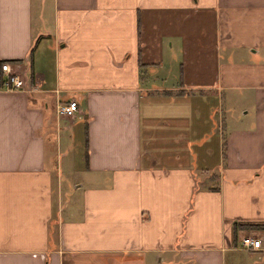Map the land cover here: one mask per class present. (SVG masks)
Segmentation results:
<instances>
[{"label": "crops", "instance_id": "0c3cea01", "mask_svg": "<svg viewBox=\"0 0 264 264\" xmlns=\"http://www.w3.org/2000/svg\"><path fill=\"white\" fill-rule=\"evenodd\" d=\"M249 223L264 0H0V264H264Z\"/></svg>", "mask_w": 264, "mask_h": 264}, {"label": "built area", "instance_id": "2783aa9c", "mask_svg": "<svg viewBox=\"0 0 264 264\" xmlns=\"http://www.w3.org/2000/svg\"><path fill=\"white\" fill-rule=\"evenodd\" d=\"M2 86L7 89H18L23 87V78L17 73H6L1 79ZM58 114L71 115L76 110V102L57 103L55 107ZM239 245L244 249H258L261 247V236L253 233H243L239 236Z\"/></svg>", "mask_w": 264, "mask_h": 264}, {"label": "trees", "instance_id": "16d2710c", "mask_svg": "<svg viewBox=\"0 0 264 264\" xmlns=\"http://www.w3.org/2000/svg\"><path fill=\"white\" fill-rule=\"evenodd\" d=\"M240 225H243V224H240ZM249 226H255V227H264V224L263 223H253V224H251V223H249L248 225H243L242 227H249Z\"/></svg>", "mask_w": 264, "mask_h": 264}, {"label": "rangeland", "instance_id": "374dc122", "mask_svg": "<svg viewBox=\"0 0 264 264\" xmlns=\"http://www.w3.org/2000/svg\"><path fill=\"white\" fill-rule=\"evenodd\" d=\"M66 174L69 176L70 174L69 173H66V172H62V178H64V180H66ZM69 181L72 179V176H69L68 177Z\"/></svg>", "mask_w": 264, "mask_h": 264}]
</instances>
